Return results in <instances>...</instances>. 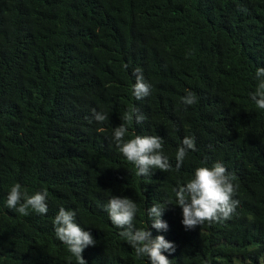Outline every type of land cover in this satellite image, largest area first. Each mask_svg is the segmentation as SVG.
<instances>
[{
	"label": "trees",
	"instance_id": "16d2710c",
	"mask_svg": "<svg viewBox=\"0 0 264 264\" xmlns=\"http://www.w3.org/2000/svg\"><path fill=\"white\" fill-rule=\"evenodd\" d=\"M127 64L125 69L123 65ZM141 68L149 96L132 94ZM264 68V0H0V264H77L55 236L61 207L91 233L86 264H149L109 220L112 195L128 197L137 228L175 245L171 264H264V110L256 69ZM191 91L193 105L181 98ZM125 140L163 139L171 169L136 175L112 136L131 108ZM107 113L97 122L92 110ZM195 139L176 169L184 137ZM222 163L239 201L228 219L186 230L173 189L198 167ZM15 183L46 191L47 214L7 207ZM166 206V231L146 209Z\"/></svg>",
	"mask_w": 264,
	"mask_h": 264
},
{
	"label": "clouds",
	"instance_id": "9594fccd",
	"mask_svg": "<svg viewBox=\"0 0 264 264\" xmlns=\"http://www.w3.org/2000/svg\"><path fill=\"white\" fill-rule=\"evenodd\" d=\"M126 69L127 64L123 65ZM135 83L132 94L136 100H141L151 93V85L144 79L142 69H133ZM254 79L258 82L255 91L250 98L257 108L264 110V68L258 67ZM187 91V90H186ZM184 105H193L197 97L191 91L181 98ZM93 119L104 122L109 119L107 113L92 110ZM145 115L136 107L125 112L122 120L124 123L115 127L112 139L119 152L132 163L138 176H151L153 169L167 172L171 169L169 158L163 154V139L157 135L140 136L125 140L128 133L127 124L135 121L141 124L145 121ZM195 139L186 136L175 153L176 169L182 166L189 151H195ZM234 177L229 174L222 163L216 162L211 168L198 167L193 176L185 184L178 185L173 189L175 203L171 200L163 204L157 203L146 209V215L150 220L151 228L157 231H166L167 222L162 219L166 206L173 204L182 210V225L186 230L202 225L204 222H214L228 219L234 213L239 201L233 199L236 186L233 184ZM46 191L29 195L27 190L22 189L19 183L12 185L7 196V207L14 209L21 215H29V210L37 214H47ZM111 223L121 229L119 235L135 250L138 257H147L149 264H171V261L163 253L175 252V245L167 241L164 236L152 237L148 226L137 228L134 218L138 211L137 204L128 197L114 196L104 206ZM76 211L66 210L61 207L55 215L53 224L55 236L67 250L76 257L77 264H86L82 253L85 248L95 246L96 240L91 233L83 230L75 222Z\"/></svg>",
	"mask_w": 264,
	"mask_h": 264
}]
</instances>
